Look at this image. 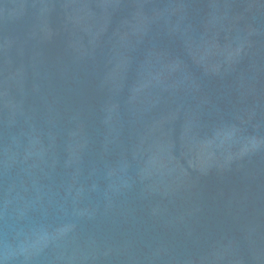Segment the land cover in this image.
Instances as JSON below:
<instances>
[{"label": "water", "instance_id": "water-1", "mask_svg": "<svg viewBox=\"0 0 264 264\" xmlns=\"http://www.w3.org/2000/svg\"><path fill=\"white\" fill-rule=\"evenodd\" d=\"M0 264H264V0H0Z\"/></svg>", "mask_w": 264, "mask_h": 264}]
</instances>
